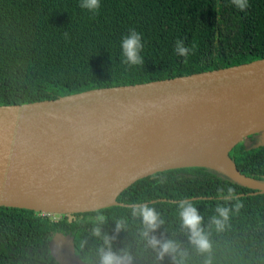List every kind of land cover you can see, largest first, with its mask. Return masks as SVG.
Returning a JSON list of instances; mask_svg holds the SVG:
<instances>
[{"label": "trees", "instance_id": "1", "mask_svg": "<svg viewBox=\"0 0 264 264\" xmlns=\"http://www.w3.org/2000/svg\"><path fill=\"white\" fill-rule=\"evenodd\" d=\"M81 0H0V105L23 104L100 87L136 84L228 67L264 57V0H248L241 11L232 0H100L90 12ZM142 34L144 63H123L121 41L130 30ZM183 40L192 52L174 49ZM246 176L264 180V145L243 143L229 153ZM233 187L242 204L226 228L210 225L219 188ZM243 186L215 169L185 167L139 179L119 196L125 205L93 212L42 214L0 206V264H60L49 242L57 233L74 236L76 251L88 264H99L102 237L94 236L97 217L102 233L115 237L112 250L128 249L134 264H174L157 260L140 236L136 204L154 207L165 223L154 235L175 240L186 252L185 264H204L180 227L177 203L189 199L210 232L212 264H264V193ZM126 220L116 232L115 222ZM179 258V257H178Z\"/></svg>", "mask_w": 264, "mask_h": 264}, {"label": "water", "instance_id": "2", "mask_svg": "<svg viewBox=\"0 0 264 264\" xmlns=\"http://www.w3.org/2000/svg\"><path fill=\"white\" fill-rule=\"evenodd\" d=\"M260 132L264 57L0 105V206L47 214L93 212L125 205L118 196L139 179L196 166L264 193V180L243 174L229 155L241 143L264 145V139H254ZM223 155L233 162L235 175L215 165ZM74 239L62 232L51 238L50 251L60 264H86Z\"/></svg>", "mask_w": 264, "mask_h": 264}, {"label": "clouds", "instance_id": "3", "mask_svg": "<svg viewBox=\"0 0 264 264\" xmlns=\"http://www.w3.org/2000/svg\"><path fill=\"white\" fill-rule=\"evenodd\" d=\"M232 3L241 11L248 7V0H232ZM80 7L90 12H96L100 8V0H81ZM142 49V34L134 29L130 30L129 34L124 36L121 41L123 63L129 66L143 64L145 61L141 56ZM174 51L178 56L186 58L192 52V48L186 47L183 40H178ZM217 197L225 202L228 200L237 201L231 207L226 206V203L216 205L215 215L210 218V225L219 232L226 228L230 215L233 211H239L242 204L237 200L236 190L231 186H228L226 190L219 188ZM177 209L180 227L187 230L189 243L198 253L206 255L204 264H212L210 232L202 226L204 216L198 211L196 203L186 198L180 199ZM131 216L140 219L143 225L140 236L146 242V246L155 252L157 260H163L165 256H170L174 264H185L187 254L175 240L161 239L153 234L165 223L161 214L154 207L144 203L133 205ZM97 222L98 226L93 229L92 234L102 237L104 245L98 249L99 264H133L134 257L128 249H122L119 252L112 250L115 237L102 233L101 226L105 223L104 216H98ZM115 224L116 232L119 233L125 228L126 220L121 218Z\"/></svg>", "mask_w": 264, "mask_h": 264}, {"label": "bare ground", "instance_id": "4", "mask_svg": "<svg viewBox=\"0 0 264 264\" xmlns=\"http://www.w3.org/2000/svg\"><path fill=\"white\" fill-rule=\"evenodd\" d=\"M219 169L231 174V175H235V171H234V165L233 162L230 160V158L227 155H223L215 164ZM243 182H253L249 179L246 180H242Z\"/></svg>", "mask_w": 264, "mask_h": 264}, {"label": "rangeland", "instance_id": "5", "mask_svg": "<svg viewBox=\"0 0 264 264\" xmlns=\"http://www.w3.org/2000/svg\"><path fill=\"white\" fill-rule=\"evenodd\" d=\"M252 139H253V138H252ZM254 139H255V140H261V139H264V133H263V132H260V133H259V136L256 135V136L254 137ZM252 142L254 143L255 141H252Z\"/></svg>", "mask_w": 264, "mask_h": 264}, {"label": "flooded vegetation", "instance_id": "6", "mask_svg": "<svg viewBox=\"0 0 264 264\" xmlns=\"http://www.w3.org/2000/svg\"><path fill=\"white\" fill-rule=\"evenodd\" d=\"M71 214H75V213H71ZM64 215H69V214H64ZM86 264H88V263H86Z\"/></svg>", "mask_w": 264, "mask_h": 264}, {"label": "built area", "instance_id": "7", "mask_svg": "<svg viewBox=\"0 0 264 264\" xmlns=\"http://www.w3.org/2000/svg\"><path fill=\"white\" fill-rule=\"evenodd\" d=\"M42 214H47V213H42Z\"/></svg>", "mask_w": 264, "mask_h": 264}]
</instances>
